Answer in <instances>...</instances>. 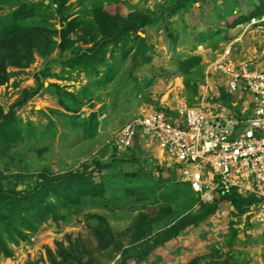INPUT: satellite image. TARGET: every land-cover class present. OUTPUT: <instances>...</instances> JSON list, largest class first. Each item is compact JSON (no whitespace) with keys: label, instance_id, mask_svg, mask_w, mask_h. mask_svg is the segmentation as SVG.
I'll list each match as a JSON object with an SVG mask.
<instances>
[{"label":"rangeland","instance_id":"rangeland-1","mask_svg":"<svg viewBox=\"0 0 264 264\" xmlns=\"http://www.w3.org/2000/svg\"><path fill=\"white\" fill-rule=\"evenodd\" d=\"M112 1H67L63 16L80 26L69 35L63 53L58 48L60 13L53 0L0 1V40L15 30L31 33L16 46V57L5 50L0 55L9 75L0 87V107L13 115L0 120V184L20 191L44 175L81 171L82 164L94 160L106 165L87 174L102 183L103 194L56 206L59 217L48 218L34 232L25 230L27 237L18 244L4 232L13 257L0 251V264H121L159 233L184 219H197L213 204L204 203L171 162L159 158L151 138L125 153L116 152L113 144L142 109L163 106L171 115L180 101L192 105L206 90L212 106L218 101L226 106L227 100L226 107L239 110L242 101L231 106L239 95L225 92L224 81L211 76L210 65L231 43L237 61L259 55L261 39L248 22L236 27L228 22L248 16L260 0H188L175 13L169 8L178 0H118L122 3L112 5V11L123 16L145 11L160 16L143 29L149 61L135 62L139 42L131 35L109 46L99 63L63 65L74 52L91 47L90 36H97L92 9ZM19 9L33 14L16 20L13 14ZM194 58L198 68L183 76L179 64ZM18 60L23 67L12 64ZM46 67L49 76H44ZM26 92L27 99L19 103ZM54 203L60 200L54 198ZM218 207L137 264H264V232L246 216L247 208L236 209L230 202Z\"/></svg>","mask_w":264,"mask_h":264},{"label":"built area","instance_id":"built-area-1","mask_svg":"<svg viewBox=\"0 0 264 264\" xmlns=\"http://www.w3.org/2000/svg\"><path fill=\"white\" fill-rule=\"evenodd\" d=\"M247 25L261 39L259 55L237 61L231 43L209 71L222 78L227 94L239 95L231 103L235 107L242 101L239 110L223 106L222 101L212 106L206 90L192 105L180 101L171 115L142 109L120 130L113 146L125 153L139 136L151 138L204 203L231 193L252 198L246 216L264 232V13L250 18Z\"/></svg>","mask_w":264,"mask_h":264},{"label":"trees","instance_id":"trees-1","mask_svg":"<svg viewBox=\"0 0 264 264\" xmlns=\"http://www.w3.org/2000/svg\"><path fill=\"white\" fill-rule=\"evenodd\" d=\"M1 1V0H0ZM68 0H53V4L56 6L57 11L60 13V25L59 30L60 43L59 51L63 53L68 48L69 35L77 30L80 24L76 20H67L63 16V11ZM185 1L178 0L169 10L175 13L180 7H184ZM121 1L114 0L107 6H96L92 9V25L97 30V36L91 35L89 41L91 47L86 50L74 52L69 58L62 61V64L68 68L84 67L91 61L99 63L101 56L104 58L106 49L111 46H116L124 38L131 35L134 36L139 42L138 50L135 53L134 60L138 61H149L146 56L147 47L144 28L151 26L157 22L159 15L153 11L145 12H132L123 16L120 12L112 11V5L121 4ZM264 13V0H260L259 5L254 11H252L246 17L233 18L229 20V27H236L241 23L248 22L252 17H259ZM33 14L32 10L19 9L13 14V18L16 20L26 19L31 17ZM233 17V16H231ZM25 35V36H24ZM31 35L30 32L25 30H15L9 32L3 40H0V55L1 51L5 50L12 57H16L18 50L16 46L22 44L25 38ZM3 57V56H2ZM7 58V56H4ZM13 65L23 67L22 60L12 62ZM180 72L183 76H188L189 71L192 68H198V58L189 59L179 64ZM50 75V69L46 67L44 76ZM9 75L6 69L4 60L0 62V87L8 82ZM186 85L189 86V79H186ZM27 92L24 94L23 99L19 102L22 103L27 99ZM225 105L229 106V101H225ZM158 110H166L163 106L156 107ZM13 118L12 113L5 114L4 110L0 107V120ZM138 145L137 138L134 142V148ZM106 165L103 162L92 161L81 165V171H67L62 175L48 177L44 175L42 181L37 184H29L26 188L20 191L14 190L13 188H3L0 184V241L3 255L8 258L13 257V253L10 247L4 242L2 234L7 233V237H10L13 243L18 244L21 240H25L27 233L25 230L34 232L37 228L46 222L48 218H58L60 215L59 208L57 207H68L76 204L79 198L85 196H96L103 194L105 189L102 183L95 182L88 171L95 167L96 169H102ZM54 198L60 203L57 205L54 203ZM252 198H242L236 193L223 195L216 199L213 204L203 209L204 212L195 220L190 221L184 219L177 225L173 226L167 231H163L157 235V238L152 244L148 245L144 249L139 250L135 254L126 255L123 258L121 264H130L133 261L135 264L140 263L148 259V255L153 252L157 247L163 245L175 239L180 232L186 230L191 226H196L200 222L207 219L209 216L215 214L218 210V204L230 202L237 209H246V206L251 204ZM56 208V209H55ZM51 260L53 256L51 255ZM189 264H196L192 261Z\"/></svg>","mask_w":264,"mask_h":264},{"label":"crops","instance_id":"crops-1","mask_svg":"<svg viewBox=\"0 0 264 264\" xmlns=\"http://www.w3.org/2000/svg\"><path fill=\"white\" fill-rule=\"evenodd\" d=\"M230 106V105H229ZM166 109V108H165ZM143 138H148V137H138V139H137V142H138V145H139V143H140V140L141 139H143ZM152 143L154 144V146L158 149V151H159V158H166L163 154H162V152H161V150L157 147V144L155 143V141L154 140H152ZM134 148V147H133ZM166 160H167V158H166Z\"/></svg>","mask_w":264,"mask_h":264}]
</instances>
